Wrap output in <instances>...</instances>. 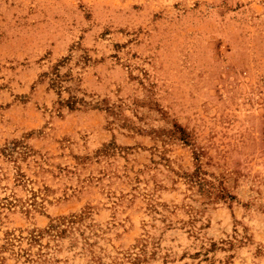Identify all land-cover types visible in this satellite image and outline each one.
Masks as SVG:
<instances>
[{
  "label": "rangeland",
  "instance_id": "1",
  "mask_svg": "<svg viewBox=\"0 0 264 264\" xmlns=\"http://www.w3.org/2000/svg\"><path fill=\"white\" fill-rule=\"evenodd\" d=\"M0 264H264V0H0Z\"/></svg>",
  "mask_w": 264,
  "mask_h": 264
}]
</instances>
